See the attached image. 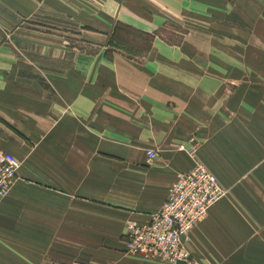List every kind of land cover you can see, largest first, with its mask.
I'll return each instance as SVG.
<instances>
[{
    "label": "crops",
    "instance_id": "0c3cea01",
    "mask_svg": "<svg viewBox=\"0 0 264 264\" xmlns=\"http://www.w3.org/2000/svg\"><path fill=\"white\" fill-rule=\"evenodd\" d=\"M237 1L227 24L179 44L157 33L202 10L190 0H106L102 12L78 0H0V30L21 15L71 16L87 34L80 43L98 49L55 39L25 66L0 35V65L10 64L0 70V155L21 162L0 202V264H158L128 255V230L148 223L192 170L176 147L194 136L230 195L192 232L189 253L197 264L260 263L245 242L251 223L264 224V2ZM85 20L93 31L83 32ZM119 21L155 36L150 51L142 39L129 55L117 50ZM148 150L158 152L150 166Z\"/></svg>",
    "mask_w": 264,
    "mask_h": 264
},
{
    "label": "built area",
    "instance_id": "2783aa9c",
    "mask_svg": "<svg viewBox=\"0 0 264 264\" xmlns=\"http://www.w3.org/2000/svg\"><path fill=\"white\" fill-rule=\"evenodd\" d=\"M198 149L194 140L179 146L178 151L190 157L194 167L178 175L166 203L148 223L130 225L129 255L167 264H197L186 243L207 218L210 209L228 194L217 176L201 161ZM147 155L149 163L157 158L154 150H148ZM20 168L21 162L12 154L0 155V202L10 192Z\"/></svg>",
    "mask_w": 264,
    "mask_h": 264
},
{
    "label": "rangeland",
    "instance_id": "374dc122",
    "mask_svg": "<svg viewBox=\"0 0 264 264\" xmlns=\"http://www.w3.org/2000/svg\"><path fill=\"white\" fill-rule=\"evenodd\" d=\"M39 6H42L46 0H34ZM63 1V0H62ZM67 1L70 5L69 1L74 0H64ZM79 4L78 6L84 9L102 12L105 1L106 0H78ZM192 4H195L197 7H203L202 10L199 11H189L188 14H183L178 18H172L169 22L165 24L163 28L160 29V31L157 33V36H160L164 39L169 40L171 43H179L181 44L186 37L189 35L195 33V32H203V31H209L211 28L214 29L215 24L225 23L227 24L229 22L228 16L229 12L233 10L237 5H239V1L237 0H190ZM261 2H264V0H261ZM246 6V4H244ZM91 7V8H90ZM206 12H211V15L209 13L205 14ZM228 11H227V10ZM186 10V9H185ZM225 12L228 13V16H225ZM104 18L100 16V26L103 23ZM92 23V22H91ZM90 21H84V31H93L91 28L93 25ZM19 26H17L15 29L6 28L4 30H0V35H3V40L6 44H9L15 54L21 58V61L26 62L24 65L28 66V60L30 54H36L35 56H43L44 54V46H59L55 42H58L55 39L61 40L65 42L66 46L77 50L82 51L86 54H94L96 50H98L95 47L89 46L87 43L81 44V39L84 40L86 38L87 34L83 33V38L78 33H75V28H73V19L71 16H57V15H49L46 17H40L37 16H24L21 15V18H19ZM87 24V25H86ZM118 24H122V22L116 23V26ZM61 25L62 27H60ZM124 25V24H123ZM79 28V27H78ZM65 29V30H64ZM199 34V33H196ZM212 34V32H211ZM213 32V36H214ZM31 39L29 37H33ZM203 34L197 35L198 39H202ZM51 36V38L47 37ZM126 38L127 44L132 43L133 46L136 44H140V40L146 41V39L140 38L138 35L133 34L129 35ZM35 41L36 44V51L31 50V44L28 43ZM130 41V43H129ZM142 42V41H141ZM18 43H22L25 45L22 49L18 46ZM145 44V43H142ZM6 46V45H5ZM65 46V45H64ZM116 46L119 47L117 50L121 51L125 55H129L130 46L128 45H122L116 42ZM131 46V48L133 47ZM7 48V47H6ZM9 48V47H8ZM136 48V47H134ZM140 53L142 52H136L135 54L137 56H140ZM9 55H15L13 52H9ZM143 55V53L141 54ZM42 64V63H41ZM10 64L4 63L0 65V70H8ZM32 66V65H30ZM42 66L37 64V70L36 73L41 75L40 69ZM42 76V75H41ZM190 140H194L198 143L199 149H198V156L200 157V149L202 148V140L198 139L197 136H194ZM184 144V143H183ZM180 146V145H179ZM178 147H176V152L179 153ZM157 158H158V152H157ZM157 158L153 161L155 162ZM189 159L193 162V160L189 157ZM151 162V163H153ZM151 163H147L148 166H150ZM194 164V162H193ZM230 192L227 194L226 197H229ZM206 220V219H205ZM204 220V221H205ZM203 221V222H204ZM251 228V235L249 240L245 242V247L251 242L250 244V251L248 257H255L259 259V264H264V224H260V226L256 223L250 224ZM129 255V254H128ZM131 258H135L137 260H140L142 262H148V263H158V264H167L156 260H150L145 259L138 256H132L129 255ZM83 264H92V263H83Z\"/></svg>",
    "mask_w": 264,
    "mask_h": 264
},
{
    "label": "trees",
    "instance_id": "16d2710c",
    "mask_svg": "<svg viewBox=\"0 0 264 264\" xmlns=\"http://www.w3.org/2000/svg\"><path fill=\"white\" fill-rule=\"evenodd\" d=\"M133 34L138 35L140 38L146 39V44H141V48L146 49V51H150L152 43L155 39V36L139 32V31H137L131 27H128L126 25H123V24L117 25V28H116L114 35H113V40L119 44H122V45L124 44V45H128L131 47V46H133V41H132V43H130V41H129L130 44H127L128 38H126V37L129 35H133ZM133 48H134V46H133Z\"/></svg>",
    "mask_w": 264,
    "mask_h": 264
}]
</instances>
